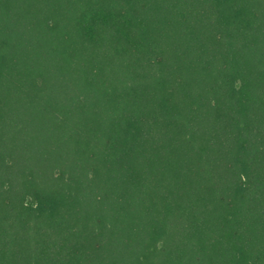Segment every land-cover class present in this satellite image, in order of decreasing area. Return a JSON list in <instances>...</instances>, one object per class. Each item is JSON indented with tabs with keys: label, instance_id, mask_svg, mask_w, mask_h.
Here are the masks:
<instances>
[{
	"label": "trees",
	"instance_id": "trees-1",
	"mask_svg": "<svg viewBox=\"0 0 264 264\" xmlns=\"http://www.w3.org/2000/svg\"><path fill=\"white\" fill-rule=\"evenodd\" d=\"M0 264H264V0H0Z\"/></svg>",
	"mask_w": 264,
	"mask_h": 264
}]
</instances>
